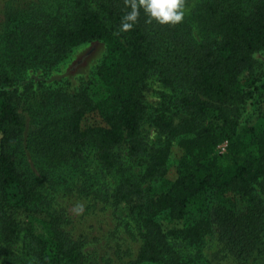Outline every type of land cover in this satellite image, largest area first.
<instances>
[{
    "label": "trees",
    "instance_id": "16d2710c",
    "mask_svg": "<svg viewBox=\"0 0 264 264\" xmlns=\"http://www.w3.org/2000/svg\"><path fill=\"white\" fill-rule=\"evenodd\" d=\"M191 2L184 0V10ZM130 11V0H63L55 13H44L39 37L17 27L5 31L0 47L5 256L21 246L30 264H195L193 250L215 236L219 256L246 263L259 262L258 255L264 264V0H198L191 17L176 25L150 21L140 8L133 28L122 32ZM92 43L104 46L103 55L83 73L70 74L72 56ZM167 59L183 70L187 93L179 106L154 108L146 101V85L151 77L161 80ZM96 82L105 90L98 100L91 91ZM145 125L156 130L158 142L144 137ZM223 142L226 165L212 156ZM175 147L183 153L177 178L166 193L151 197L144 184L166 176ZM125 153L137 159L142 178L123 180L111 199L116 209L139 220L140 247L119 251L116 259L86 255L61 218L45 209L53 181L45 179L48 172L38 179L37 172L79 169L91 156L105 170L123 172ZM208 193L215 204L207 215L196 212L193 203ZM38 222L54 232L53 257L36 235Z\"/></svg>",
    "mask_w": 264,
    "mask_h": 264
},
{
    "label": "rangeland",
    "instance_id": "374dc122",
    "mask_svg": "<svg viewBox=\"0 0 264 264\" xmlns=\"http://www.w3.org/2000/svg\"><path fill=\"white\" fill-rule=\"evenodd\" d=\"M62 3L63 0H0V47L4 33L8 28L17 27L25 30L30 38L39 37L37 35L39 28L42 22L46 20L44 13H55ZM197 3L198 0H192L190 6L185 8V19L191 17L189 14L192 7H195ZM192 23L194 26L197 24ZM194 34L196 38L200 39L197 30L194 31ZM45 46L44 43L43 47ZM104 51L105 48L100 43H92L78 49L76 54L72 56V67L70 66L72 70L69 73H83L92 65V62L103 55ZM175 61L177 60L174 58ZM161 68V80L155 76L147 82L146 101L154 108L164 109L173 104L179 106V102L187 93L188 88V84L182 77L183 70L175 69L168 59L165 60L164 66ZM91 91L95 100L101 99L105 94L104 87L100 82H96ZM144 137L153 144L160 139L156 130L149 125L144 126ZM226 147L227 142L221 143L212 155L218 157L222 165H226L223 158ZM255 150L253 148L252 151ZM182 159L183 153L175 147L167 167L166 176L154 182L145 183L144 190L151 197H159L166 193L177 178ZM134 160L137 159L128 158L125 153L123 172L105 170L93 156L84 165H80L79 169L64 168L53 173V171H49V167H42L44 170L37 172L38 179L42 180L43 174L48 172L49 174H45V179L48 176L53 181L52 188L45 193L47 197L46 204L44 202L45 209L61 218V226L63 225L64 230L79 244L80 251L84 254H95L105 258L112 256L116 259L119 257V255L117 256L119 251L134 253L139 249L141 241L139 220L136 216L126 215L128 212L122 211L121 207L116 209L111 199L112 194L115 193L123 180H141L143 169ZM256 187L261 193L260 186L257 185ZM262 193L261 196L264 200ZM214 201L216 198L208 193L197 199L192 208L196 212L202 211L207 215L215 204ZM238 207L239 212H243L246 208L243 203H240ZM37 224H42V226L37 229L36 235L41 236L47 242L46 250L53 257L58 251L53 239L54 232L45 223L38 222ZM176 242L180 243L179 241ZM2 247L3 244L0 241V264H30L31 259L28 255L23 256L26 252L21 251L25 250L21 246L9 250L10 255L7 253L6 256ZM29 250L36 253L39 258V253L33 245ZM218 250L219 245L216 237L209 236L200 247L193 250V253L197 255L195 264H260L263 260L261 256L257 255V259H260L259 262L252 260L246 263H238L231 257L219 256Z\"/></svg>",
    "mask_w": 264,
    "mask_h": 264
},
{
    "label": "clouds",
    "instance_id": "9594fccd",
    "mask_svg": "<svg viewBox=\"0 0 264 264\" xmlns=\"http://www.w3.org/2000/svg\"><path fill=\"white\" fill-rule=\"evenodd\" d=\"M131 11L124 16L120 31L128 32L133 28L139 15V9L161 25H176L184 18V0H130Z\"/></svg>",
    "mask_w": 264,
    "mask_h": 264
}]
</instances>
